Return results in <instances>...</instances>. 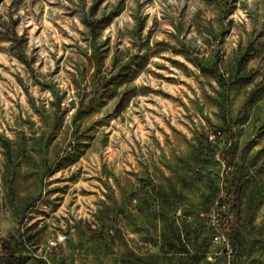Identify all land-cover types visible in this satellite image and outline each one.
<instances>
[{
	"label": "rangeland",
	"instance_id": "obj_1",
	"mask_svg": "<svg viewBox=\"0 0 264 264\" xmlns=\"http://www.w3.org/2000/svg\"><path fill=\"white\" fill-rule=\"evenodd\" d=\"M220 204L264 264V0H0V264H224Z\"/></svg>",
	"mask_w": 264,
	"mask_h": 264
},
{
	"label": "built area",
	"instance_id": "obj_2",
	"mask_svg": "<svg viewBox=\"0 0 264 264\" xmlns=\"http://www.w3.org/2000/svg\"><path fill=\"white\" fill-rule=\"evenodd\" d=\"M228 208L224 204H220L218 206V210L213 212L211 218L209 220V225L214 228V234L211 238V242L213 244L223 245L225 247V257H224V264H238L235 262L233 258V254L231 251V246L229 245L228 239L223 232V228L221 225L230 224L229 221L231 219L230 216H227ZM64 236L60 238L63 240Z\"/></svg>",
	"mask_w": 264,
	"mask_h": 264
},
{
	"label": "trees",
	"instance_id": "obj_3",
	"mask_svg": "<svg viewBox=\"0 0 264 264\" xmlns=\"http://www.w3.org/2000/svg\"><path fill=\"white\" fill-rule=\"evenodd\" d=\"M123 196V195H122ZM156 197H158V199H159V207H160V212H159V217L161 218V222H163V223H168V220H169V218H167V213L169 214L170 212H171V210H172V206L169 204V200H168V197H167V195L164 193V192H162L161 190L160 191H158V193H157V196ZM167 207L168 206V208H169V210L170 211H168L167 213H165V212H162L163 211V208H161V207ZM174 209V208H173ZM118 211H120V209H118ZM173 211H175V210H173ZM116 225H119V224H116ZM227 225H230V224H226V225H221V228H224V227H226L227 228ZM208 226L210 227V228H213V227H211L209 224H208ZM214 229V228H213ZM171 234V233H170ZM213 234H214V232H213ZM213 236V235H212ZM212 236H211V238H212ZM234 236V239H236L239 235H238V231H237V228L236 227H234L233 228V231H232V237ZM168 237V236H167ZM113 242V241H112ZM112 242H111V244H112ZM115 242L117 243L118 241L117 240H115ZM191 264V263H190Z\"/></svg>",
	"mask_w": 264,
	"mask_h": 264
}]
</instances>
